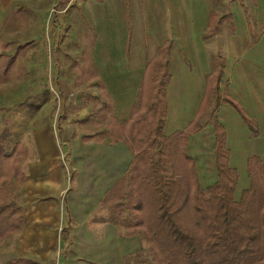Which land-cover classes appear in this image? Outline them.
I'll return each instance as SVG.
<instances>
[{
  "label": "crops",
  "instance_id": "0c3cea01",
  "mask_svg": "<svg viewBox=\"0 0 264 264\" xmlns=\"http://www.w3.org/2000/svg\"><path fill=\"white\" fill-rule=\"evenodd\" d=\"M68 1L0 0V31L18 5L26 6L31 12L40 11L44 16L46 11L39 6L40 2L57 7ZM72 1L71 8L80 16L85 36L92 38L91 45L85 43L81 51L77 49V56L86 55L91 60L106 95L94 97L118 98V95L113 96L110 86L114 82L124 83L120 96L124 98L122 108L119 110L114 103L109 117L124 135L114 137L112 132L104 131L99 140L85 143L80 136L75 138L74 132L70 133L75 127L68 120L61 126V140L55 141L48 122L28 127L31 129L27 138L32 147L30 161L37 162L35 168L26 170L24 178L26 200L33 204L27 221L30 228L35 225L34 217L42 222L48 215L51 220L50 215L56 212V203L62 196L63 170L55 162L53 153L56 142L61 144V153L75 174L78 175V162L86 159L91 162V171L84 172L86 176H83L84 210L102 207V201L114 184L126 177L135 156L128 148L130 141L125 133L134 122L135 98H140L144 81H156L161 73L165 82L162 136L179 138L183 151L186 139L202 131L199 121L213 110L216 111L212 121L214 163L217 125L223 133L228 164L237 172V185L240 169H245L249 177L250 158L264 164V0H215L217 9L212 6L213 0ZM74 39L70 48L76 52ZM28 46L19 45L15 53H10L11 45L0 40V55L13 56L18 51L19 58ZM3 60L0 59V64ZM17 60L4 79L12 76ZM223 82L230 85L227 93L220 95ZM134 83L138 84V94L132 100L129 85ZM222 110L226 115L219 118ZM103 120L99 123L106 122L105 117ZM109 127L112 124L108 122ZM33 130H41V135L33 136ZM233 140L246 144V159L240 169L230 164L228 146ZM79 177L75 176L76 181ZM68 207L71 206L68 204ZM66 217L67 223L68 220L71 223L69 212Z\"/></svg>",
  "mask_w": 264,
  "mask_h": 264
},
{
  "label": "rangeland",
  "instance_id": "374dc122",
  "mask_svg": "<svg viewBox=\"0 0 264 264\" xmlns=\"http://www.w3.org/2000/svg\"><path fill=\"white\" fill-rule=\"evenodd\" d=\"M73 4L70 0L54 7L51 3L46 5L45 2H40L39 6L46 11L44 16L40 11L33 10L32 13L26 6L18 5L1 27L0 40L11 45L10 53H15L19 45L29 46L25 54L22 53L18 58L12 76L4 80V76H1L0 79V138L6 141V151L13 152L10 162L6 161L2 165L0 185L8 187L11 198L22 208L24 214L21 229L11 237L0 240V264L14 259H27L36 264H127L126 261L136 264L134 261L137 255L143 254L150 258L148 242L139 235L128 236V229L124 225L115 226L110 221L111 215L105 206L101 204L100 208L98 206L91 211L84 210L83 176H86L84 172L91 171V162L87 159L85 162H78V175L75 174L65 155L61 153V144L57 142L53 153L56 156L55 162L63 170L64 187L60 186V189L63 187V192L56 203V212L49 214L54 219L50 220L47 215L40 222L34 217L35 225L30 228L27 224L33 204L26 200L24 178L26 170L35 168L37 164L30 161L32 147L27 138L30 137L31 129L28 127L48 122L55 141L61 140V126L68 120L75 127V131L70 133L74 132V137L80 136L85 143L91 139L99 140L100 133L104 131L112 132L114 137H120V132L124 134L116 128L117 123L109 120L114 103L119 110L122 108L121 102L124 98L120 96L123 95L124 83L114 82L110 86L113 96L118 95V98L94 97L97 94L105 95L104 88L97 78L91 60L86 55L77 56L85 43L88 46L92 44V38L89 39L91 35L85 36L82 20L71 8ZM213 5L218 8L215 0ZM72 38L76 40V43L73 42L76 52L70 48ZM163 78L161 73L156 81L142 83L140 98L134 99L139 107L135 118L139 115L141 119L148 120L150 114L146 107L150 106L155 121H162L165 86ZM130 85V96L133 100L135 94H138V84ZM229 85L228 82L221 84L220 95L227 93ZM215 113L216 111L210 110L202 117L199 121L202 131L189 136L183 147V152L195 165L202 190L216 181L217 171L212 150V121ZM223 115H226L225 110L220 112L219 118ZM104 117L106 122L99 123L104 121ZM108 122L112 124L111 128H107ZM147 128L150 132L153 126L149 125ZM41 132L32 131L33 136L35 133L40 136ZM152 137L156 138V135ZM228 148L231 151V166L240 169L246 159V144H237L233 140ZM15 165L19 166L23 174L21 182H16L12 176ZM168 170L166 174H170ZM75 176H80L77 181ZM249 182L247 171L240 169V182L235 189L236 200L248 188ZM64 191H67L66 197ZM91 205L94 207L95 203ZM67 212L71 223L67 240H64L61 229L68 224Z\"/></svg>",
  "mask_w": 264,
  "mask_h": 264
},
{
  "label": "trees",
  "instance_id": "16d2710c",
  "mask_svg": "<svg viewBox=\"0 0 264 264\" xmlns=\"http://www.w3.org/2000/svg\"><path fill=\"white\" fill-rule=\"evenodd\" d=\"M1 58L4 60L0 64V79L14 68L18 57L15 54L0 55ZM146 109L149 119H141L139 115L135 118L134 113L139 111L136 106L134 122L125 130L130 141L128 148L135 154L130 169L102 201L115 226L124 225L128 236L139 235L148 242L150 258L141 254L134 262L264 264V164L257 158L249 159V187L236 200L237 172L228 164L223 133L215 125L217 178L202 190L195 165L182 151L179 138L162 136L163 119L155 121L150 106ZM149 125L153 126L150 132ZM154 134L156 138L152 137ZM11 155L13 152L6 151V141L1 137L0 175L2 165L10 162ZM167 170L170 174H166ZM12 176L16 182L23 179L18 165ZM69 223L68 220L61 229L64 240ZM23 224L22 208L13 201L8 187L0 185V240L14 235ZM3 264L36 263L14 259Z\"/></svg>",
  "mask_w": 264,
  "mask_h": 264
}]
</instances>
